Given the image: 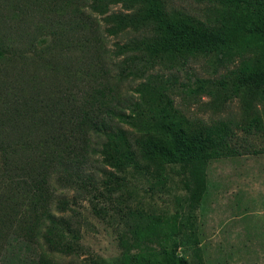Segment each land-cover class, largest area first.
I'll list each match as a JSON object with an SVG mask.
<instances>
[{
	"label": "rangeland",
	"instance_id": "obj_1",
	"mask_svg": "<svg viewBox=\"0 0 264 264\" xmlns=\"http://www.w3.org/2000/svg\"><path fill=\"white\" fill-rule=\"evenodd\" d=\"M147 2L152 3V0ZM156 2L168 15L179 12L186 18H192L194 26L229 29L224 34L219 57L192 51H186L183 57H175L169 52L150 51L153 58L146 56L150 59L144 70L147 73L141 75L138 60L144 56L143 47L151 41V32L161 18L153 15V6L147 7V24L152 30L138 26L137 30L125 28L116 36H107L104 34L105 19L111 14L137 15L133 14L135 10L129 9L128 0L109 2L105 14L94 9L89 0H85V3L81 0H0V39L4 47L10 48L5 57L11 59L6 63L5 70L0 69V125L8 128V116L17 115L14 118L18 128L17 139L21 143L26 142L25 136L21 135L25 130L24 125L22 128L19 125L23 124L19 117L22 116L23 102H6L16 98L20 101L30 93L39 96V100L53 92L50 86L52 74L46 72L47 62L52 66L64 67L60 69L59 77L62 78L57 83L58 88L72 87L70 82L66 84L67 74L74 67H71L72 63L88 56H83L79 51L53 54V45L59 34L67 35L66 30H70L72 21L80 23L81 19H90L103 33L98 57L101 55L100 62L105 67L113 68L112 74L116 79L112 80L111 86L120 94V99L137 100L139 95L135 90L144 76L150 73L161 74L175 82L176 88L171 99L174 106L189 120L206 125L222 123L233 129L238 123L241 124L242 117L251 115L252 120L262 123V97L256 93L252 92L245 97L244 92L240 95L237 92L236 96L226 98L222 89L214 85L207 86L206 92L197 96L190 93V90L197 88L196 80H218L219 76L235 70L242 62L253 66L258 58L264 60V33L261 38L255 36L261 30L257 27L256 11L242 6L231 10L217 8L215 4L204 0ZM142 23L145 24L144 21ZM232 24H236V31ZM69 37L74 41L79 37V32ZM170 40L171 43L167 45L176 46V41L174 43L172 38ZM133 42H137L139 48L142 47L139 52L133 50L114 56V51L119 50L117 47H133ZM133 55L134 61L128 65L133 74L128 77L118 75L121 64L117 67V63ZM136 56L139 59L136 60ZM25 91L29 93L24 96ZM120 127L128 132L133 143L134 132L125 125L120 124ZM250 130V134L242 128L237 130L236 136L231 138L232 150L229 154L207 165L202 181L206 190L200 197L196 188L201 182V174L195 165H162L149 173L129 168L125 172V184L119 194L132 207L139 206L146 210V214H155V217L163 214V218L170 219L165 222L174 220L179 227L176 232H172L171 227L164 225L163 221L159 225L154 223L149 230L154 233L144 239L151 264H173L169 258L171 255L165 259L158 258L170 249L167 245L171 244L177 255L184 256L190 264H264V129ZM102 140L96 139L97 145ZM23 160L25 157L20 153L14 151V154L6 155L0 148V174L5 170L10 176H19V168H26ZM42 175L46 179L49 177L44 171ZM65 196L70 197L71 192H56L52 208L55 216H60L56 213L55 204ZM114 198L109 208L116 211L118 205ZM24 205L28 207L31 203L25 201ZM23 210L31 213L33 209L23 207ZM113 210L110 211L112 216L100 220L92 213L88 201L77 200L73 206L76 215L71 212L68 214L73 220L77 219L78 226H81L80 246L75 257L48 255L40 246L25 247L21 242L12 240L1 255L0 264H33L38 255L45 256L47 264H124L126 253L120 247L122 223L118 216L113 215ZM73 220L71 222L77 226ZM157 236H161L162 243L155 240ZM135 251L132 248L129 252L132 255L140 253Z\"/></svg>",
	"mask_w": 264,
	"mask_h": 264
},
{
	"label": "trees",
	"instance_id": "obj_2",
	"mask_svg": "<svg viewBox=\"0 0 264 264\" xmlns=\"http://www.w3.org/2000/svg\"><path fill=\"white\" fill-rule=\"evenodd\" d=\"M81 1L85 3V0ZM89 1L92 2L94 9L101 12L100 14H105L109 2L121 0ZM204 1L215 4L217 8L231 10L242 6L256 11L257 27L261 30L255 36L259 38L263 36L264 0ZM128 2L129 9L135 10L133 14L137 15L111 14L105 19V35L116 36L125 28L137 30L139 27H149L152 30L147 24L148 6H153L151 10L156 18L161 17L151 32V41L147 44L145 42L147 46L143 47L142 52L148 55L144 53L140 59L136 56V60L139 59L138 71L141 75L147 73L144 70L150 59L146 56L153 58L150 51L169 52L175 57H183L186 51L219 57L224 34L229 29L194 26L192 18L188 16L186 18L179 12L168 15L160 9L156 0H152V3L147 0ZM90 21V19H81L80 23L72 21L70 30H66L67 35L79 32V37L72 41L66 34H59L53 45V54L79 51L83 56H88L72 63L71 67L73 65L74 67L67 74L66 82V84L70 82L72 87L58 88L57 83L62 78L59 77L60 69L64 67L49 65L46 60V72L52 74L50 86L53 92L39 100L37 99L39 96L30 93L20 101L16 98L6 102L7 104L23 102L22 116H19L23 124L19 125L20 128L24 125L25 130L21 135L25 136L26 142L21 143L17 139L18 128L14 120L17 115L8 116L10 126L6 128L0 125V148L6 155H12L16 151L24 156L26 168H19V176H10L1 169L0 257L12 240L21 242L25 247L40 246L48 255L75 257L80 246L81 226H78L77 219L73 220L68 214L71 212L76 215L73 206L77 200L88 201L92 213L98 219L106 220V217L112 216L110 211L113 209L109 206L115 197L118 207L112 213L118 216L119 222L122 223L120 247L124 248L126 253L124 264H151L147 258V245L144 239L154 233L149 231L154 223L159 225L163 221L164 225L171 227L172 232H176L179 227L174 220L165 222L170 219L163 218V214L155 217V214H146V210L139 206L132 207L129 201L119 194L125 184V172L129 168L149 173L162 165H195L201 174V182L198 187L196 186V192L200 197L206 190L202 183L205 168L210 162L229 154L228 152L232 150L231 138L236 136L235 132L242 128L250 134L251 128L264 129V115L262 123L252 120L251 115L242 117L241 124L238 123L233 129L230 126L225 127L222 123L206 125L185 118L171 99V94L176 88L175 82L161 74L150 73L144 76V80L135 90L139 95L137 100L120 99L118 97L120 94L118 95L111 86L112 80L116 79L112 74L113 68L105 67L100 62L101 55L98 57L103 33ZM231 26L236 31V24ZM171 38L174 43L176 41V46L167 45L168 42L171 43ZM138 45L137 42H133V47H117L119 50L114 51V56L133 50L139 52L142 47L139 48ZM9 49L7 46L4 47L0 39L1 70H5L6 63L11 61L5 57ZM133 57L134 55L127 56L117 63V67L121 64L118 75L128 77L133 74L128 69V65L134 61ZM263 61L262 58H258L253 66L242 62L235 70L219 76L218 80H196L197 88L190 90V93L197 96L205 93L207 86L213 85L220 87L226 98L236 96L237 92L238 95L244 92L247 97L253 92L262 97L261 107L264 113ZM28 93L25 91L24 96ZM120 124L134 132L133 143L128 137V132L123 130ZM96 139L102 140L99 145ZM43 171L48 174L47 179L43 177ZM58 191L71 192V196L57 200L56 213L60 216H55L52 212L53 198ZM25 201L31 205L25 206ZM23 207L33 210L31 213L25 212ZM71 220L75 221L77 226H74L76 224ZM155 240L158 243L163 242L161 236H157ZM128 247L140 253L132 255L129 252L132 248ZM167 247L170 249L164 250L169 252L163 250L158 258L165 259L171 255L169 258L173 264H190L184 256L177 255L172 244ZM44 257L38 255L33 264H47Z\"/></svg>",
	"mask_w": 264,
	"mask_h": 264
}]
</instances>
